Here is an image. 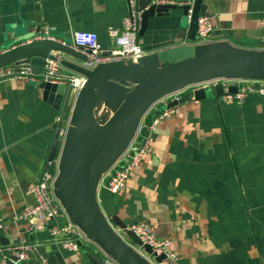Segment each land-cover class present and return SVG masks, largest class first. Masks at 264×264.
<instances>
[{
  "label": "crops",
  "instance_id": "obj_1",
  "mask_svg": "<svg viewBox=\"0 0 264 264\" xmlns=\"http://www.w3.org/2000/svg\"><path fill=\"white\" fill-rule=\"evenodd\" d=\"M202 3L211 25L204 40L178 39L184 17L176 8L149 18L145 32L137 35L143 58L184 45L197 46L199 55L264 53V0ZM127 11L125 0H0V53L45 31L66 44H72L74 32H94L102 48L111 49L108 30L120 29ZM105 64L100 82L122 94L135 88L142 72L155 70L129 58ZM93 106L90 122L103 125L110 118L100 123L96 110L107 108L99 102ZM163 107L156 103L141 118L146 114L149 121ZM176 109L157 123L145 158L122 190L105 189L112 162L98 172L95 198L102 216L116 217L127 228L144 225L155 238L168 240L176 256L172 264H264V97L191 100ZM57 120L58 112L43 100L35 81L0 80V249L26 240L36 252L22 264H102L107 253L88 233L83 231L79 250L68 251L47 229L29 232L28 222L18 219L35 204L32 186L47 160ZM73 134L78 138L81 132L63 133L61 144ZM64 210L74 224L69 208Z\"/></svg>",
  "mask_w": 264,
  "mask_h": 264
},
{
  "label": "water",
  "instance_id": "obj_2",
  "mask_svg": "<svg viewBox=\"0 0 264 264\" xmlns=\"http://www.w3.org/2000/svg\"><path fill=\"white\" fill-rule=\"evenodd\" d=\"M155 1L157 0L136 1L138 9L142 10L138 36L145 32L149 18L154 15H168V11L178 8L182 10L184 17L178 39L194 42L198 18L205 16L206 5L202 3L203 0H193L190 18L188 5L157 4ZM51 52L59 54L54 55ZM64 57L71 58L76 63ZM47 61L59 62L63 70L85 77L86 82L73 94L75 88L71 79H45L42 75ZM84 62L86 57L74 50L72 44L48 39H33L0 53V68L13 65L29 68L33 75H41V78L35 81L36 85L43 100L58 112V120L48 149V161L58 158L56 155L59 147L61 149L63 133L75 130L81 132L80 136L67 146L72 148L70 170H64L60 163V173L57 177V186L61 197L68 204L72 221L121 264L160 263L164 255L151 258L150 247L142 245L135 234L116 217L106 220L102 216L95 198L97 174L107 163L114 162L129 140L128 135L121 132L132 125L134 130L139 119L131 124L132 119L144 111L141 109L147 104L148 98L170 79L188 74H204L209 80L219 74L224 75L222 77L237 75L264 79V53L223 52L214 56L199 55L195 45L156 51L138 60L139 64L152 65L155 70L142 72L136 78L135 88L126 94L114 91L106 87L104 82H100L99 72L106 70L107 64L87 70L78 65ZM236 91L235 86H230L227 92H224L222 85L189 90L178 98L168 100L156 116L165 108L176 107L191 100L226 97L236 94ZM96 102L103 103L107 109L116 110L113 116L100 126L90 122L89 113L93 111Z\"/></svg>",
  "mask_w": 264,
  "mask_h": 264
},
{
  "label": "built area",
  "instance_id": "obj_3",
  "mask_svg": "<svg viewBox=\"0 0 264 264\" xmlns=\"http://www.w3.org/2000/svg\"><path fill=\"white\" fill-rule=\"evenodd\" d=\"M136 1L137 0H125L128 11L126 17L122 20L121 28L108 30V37L113 43L111 49H103L94 32L77 31L73 33L72 48L86 57V62H84L85 69L93 70L98 65L105 64L113 59L129 58L132 60H139L143 58V51L137 41L138 31L141 26L142 10L138 9ZM155 3L165 4L167 0H157ZM179 5H188L190 7L188 10V18H190L193 0L180 3ZM261 24L264 27V20ZM210 31L211 25L206 16L199 17L197 21L196 38L198 40H204ZM35 39H48L60 42L56 38L48 36L46 31L44 34L37 35ZM104 52L109 53V55L104 56ZM61 69L62 66L59 62L47 61L42 76L45 79L54 78L55 81L66 78L71 79L72 86L77 90L86 82L85 78L81 80V78L73 77L70 74L59 73ZM5 78L36 81L41 78V75H33L29 68L10 65L0 68V80ZM216 85H222L224 87V92H227L228 87L235 86L237 88L236 94L227 97H233L238 101H242L248 95L264 97V79L216 78L190 90L204 87L209 88ZM185 93H178L174 97L158 103L166 106L168 100L178 98ZM176 112V107L165 108L161 113L149 121L146 120V114L139 119L126 145L111 164V172L105 184V189L109 193L116 194L124 188L130 172L145 158L151 136L157 123L161 119L175 115ZM57 159L55 161L46 160L37 181L32 186L35 204L33 207L22 212L18 216V219H25L28 222L29 232L47 229L53 240L62 248L68 251H77L85 235L77 224L70 222L64 210L65 206L68 208V204L62 197L58 196V192L60 193V191L57 186ZM48 222H50V226L46 227V223ZM127 229L135 234L142 245L150 247L152 253L150 256L151 258L164 255V259L157 264H172V262L175 261L176 256L169 251L170 242L168 240L155 238L144 225H135ZM35 252L34 246L28 244L26 240H22L18 246L1 248L0 261L1 264H22L28 260L29 253ZM42 264H44L43 261ZM102 264L121 263L112 256L105 254Z\"/></svg>",
  "mask_w": 264,
  "mask_h": 264
},
{
  "label": "bare ground",
  "instance_id": "obj_4",
  "mask_svg": "<svg viewBox=\"0 0 264 264\" xmlns=\"http://www.w3.org/2000/svg\"><path fill=\"white\" fill-rule=\"evenodd\" d=\"M204 78H206V75L204 74H188V75L176 76L170 79L167 83H165L161 88L155 91V93H153L148 98V100L146 101L147 104L143 107V109H141V111L145 110L153 102L168 96L170 93L177 91L181 87L192 82H198L199 80H202ZM71 162H72V148L67 147L61 158V167L64 170L69 171ZM95 186H96V182H95Z\"/></svg>",
  "mask_w": 264,
  "mask_h": 264
},
{
  "label": "rangeland",
  "instance_id": "obj_5",
  "mask_svg": "<svg viewBox=\"0 0 264 264\" xmlns=\"http://www.w3.org/2000/svg\"><path fill=\"white\" fill-rule=\"evenodd\" d=\"M222 76L224 75H215L212 79H216V78H222ZM210 80L207 79V78H204L202 80H199L198 82H192V83H189L183 87H181L180 89H178L177 91L169 94L168 96L160 99V100H157L155 102H153L150 106H148L142 113H139L138 115H136L132 121H131V124H134L138 121V119L141 118V116L149 109L151 108L153 105H155L156 103L162 101H166L167 99L169 98H172L174 97L175 95H177L178 93H185V92H188L190 89L194 88V87H198L200 84L202 83H206V82H209ZM97 116L100 118V123L102 122H105L106 120H108L109 118H111L113 116V114L115 113L116 110H110V109H105V110H100V109H97ZM101 111V112H99ZM99 112V113H98ZM133 126V125H132ZM129 127L127 129H125L124 131L121 132V134H125V135H128V139L130 138V135L132 134L133 130L132 128L133 127ZM76 136L77 134H73L71 137H68L67 140L65 141V144H62L61 145V149H60V152H59V156H58V170H57V173L59 174L60 173V170H59V166H60V163H61V158H62V155L66 149V147L69 145V143H72L75 139H76ZM58 196L61 197V194L58 192Z\"/></svg>",
  "mask_w": 264,
  "mask_h": 264
},
{
  "label": "trees",
  "instance_id": "obj_6",
  "mask_svg": "<svg viewBox=\"0 0 264 264\" xmlns=\"http://www.w3.org/2000/svg\"><path fill=\"white\" fill-rule=\"evenodd\" d=\"M59 151H60V147H59L58 152H57V155H56L57 157L59 156Z\"/></svg>",
  "mask_w": 264,
  "mask_h": 264
}]
</instances>
